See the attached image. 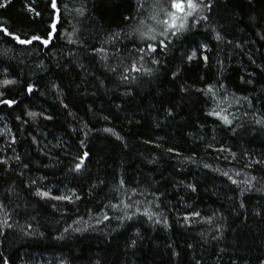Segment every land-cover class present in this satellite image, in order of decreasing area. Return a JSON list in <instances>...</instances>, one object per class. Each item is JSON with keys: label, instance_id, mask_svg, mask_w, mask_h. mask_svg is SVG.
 Masks as SVG:
<instances>
[{"label": "trees", "instance_id": "16d2710c", "mask_svg": "<svg viewBox=\"0 0 264 264\" xmlns=\"http://www.w3.org/2000/svg\"><path fill=\"white\" fill-rule=\"evenodd\" d=\"M152 2L139 9L138 0H58L61 17L47 47L0 33V79L17 80L4 98L18 101L0 105V159L7 160L0 164V254L9 264H264V163H253L264 161V125L255 123L264 118V0H211L202 13L208 21L156 55L157 73L122 81L141 46L125 37L154 11ZM81 5L83 15L75 11ZM28 6L41 15L33 19ZM52 19L50 0L0 8V25L22 38L46 36ZM204 44L207 63L185 60ZM101 46L107 61L92 51ZM28 84L35 85L30 95ZM208 85L215 95L197 91ZM29 111L42 115L32 119ZM84 151V168L71 171ZM224 172L240 181L257 177L255 188L241 194L247 186ZM37 187L74 202L40 199ZM146 209L156 213L152 220Z\"/></svg>", "mask_w": 264, "mask_h": 264}, {"label": "snow or ice", "instance_id": "6c2138e0", "mask_svg": "<svg viewBox=\"0 0 264 264\" xmlns=\"http://www.w3.org/2000/svg\"><path fill=\"white\" fill-rule=\"evenodd\" d=\"M11 3V0H5V2L0 3V8H6L8 4ZM50 6L53 10V19L52 23L49 25V28L46 30V36H41L37 34L27 35L25 38H22L21 34H17L14 31H9L8 27L4 25H0V33H3V35L11 37L12 40L20 45H33L34 42H38L39 44L47 47L53 37V33L56 31L57 24L60 21L61 17V8L58 5V0H50ZM65 8H67V5H64ZM137 7L139 9H144L146 7L145 0H138ZM151 7L154 9L153 12L149 13L146 19H141L138 21V26L133 28L131 33H129L125 38H131L134 40H138L141 43V46L139 48H134L133 52L135 54V59H130L128 67L126 69L121 70L120 79L122 81H130L134 79L135 77L132 74L137 75H147V76H153L155 73L159 71V65L161 64V61L159 59H156V55H164L167 53L169 49V45L173 42L174 38H179L184 33L190 31V29L200 24L202 21H208L209 17L207 15H202L205 11H210L212 8V2L211 0H153ZM27 11L29 13H34V17H39L41 15L40 12L36 11L31 6H28ZM75 11L79 15H83L85 12V8L83 5H81L79 8H76ZM138 15H141V13H138ZM127 20L136 19V17H125ZM148 21H151L152 23L149 24ZM214 31V29H213ZM120 37V33L114 34L110 40H106L104 42L105 45L112 43L113 41L118 40ZM215 39L217 41H220L223 39V36L220 32L215 33ZM72 42V41H70ZM228 43H231V41H228ZM114 46V45H113ZM93 53L98 54L103 61H107L109 59L108 55V49L105 46H101L99 48H93ZM207 51V45H198L196 49L191 50L189 53L185 54V60L187 62H192L194 60L200 59L207 63L209 57L204 54V52ZM115 55V54H113ZM148 63L149 67H144V64ZM83 67V65H81ZM111 71L115 72L116 68H111ZM5 73H7V69L4 70ZM180 75V69H177L173 72H171V76L173 78ZM243 79V77H241ZM251 81H249L250 83ZM17 84V80L9 79L5 77L4 79H0V105H5L7 107H12L13 105H16L18 103L15 99H5V91L10 89V86H13ZM54 89H59V86L54 84L52 85ZM221 88H223V85H220ZM35 90V85L28 84L25 88V91L27 94H32ZM183 91H187V89H183ZM197 91H203L205 95H215V86L208 85L206 89H197ZM247 99V98H245ZM239 103V101H237ZM63 107L67 109L68 105L64 104ZM223 110L216 111L211 110L208 115L218 117L225 125H232L233 119H229V116L226 114H222ZM27 115L31 117L32 119H36L38 116H41L42 113H36L29 111L27 112ZM69 115H72V113H69ZM169 115H171V111H169ZM105 120L108 119V117H103ZM16 119H20V117H16ZM45 119H52L51 116L45 117ZM256 124L264 125V118L256 119ZM103 131L112 133L116 136L117 139H123L120 137L118 133L115 132L112 128H105ZM85 136L88 135L87 132L84 133ZM35 139V138H33ZM12 143H15V136H12ZM81 145L84 144V141H80ZM168 152H173L174 150L169 148L167 150ZM220 151H223V149H220ZM89 153L87 151H84L82 154L77 155L75 158L74 167H72L70 170L73 172H80L84 166L85 161L89 158ZM233 156L235 154L233 153ZM15 159L17 161L20 160L19 155L15 156ZM253 163L255 164H262L264 161L262 160H256ZM0 164H7L6 159H0ZM24 168H27L28 165L24 164ZM204 167L208 168L211 167V165L205 164ZM247 167H252V163H249ZM23 175V173H21ZM223 175L229 176L228 172H224ZM239 175V173H237ZM229 179L233 184L240 185L244 184L247 187L241 189V194H243L244 191H251L253 188H255L254 181L257 180V177L251 176L248 179H245L243 181L232 179L231 176H229ZM124 181L121 180L120 184L123 185ZM36 181H32V185H35ZM188 187L192 188L193 191H195V187L193 185H188ZM135 191V190H133ZM36 197H39L40 199L44 200H56V201H67L69 203H73V196L72 195H53L52 190L49 188L45 190L42 187H37L36 191L33 193ZM76 199H79L77 196ZM243 206V205H241ZM2 202H0V209L4 208ZM52 207H55V205H52ZM112 207H117V205H112ZM126 208L131 207L130 204L125 205ZM144 215L148 217L149 220L153 219V216L156 215V213H149L146 209L144 212ZM191 215L193 217H200L199 212H192ZM132 219V216H126L122 217L121 219ZM111 218L108 215L103 216V220L107 221ZM186 222L189 221V217H184ZM102 221H97V223H101ZM156 222H160L157 220ZM207 222H212V217L207 218ZM5 224H7V220L4 221ZM165 224H167V221H164ZM9 228L12 227L11 224L7 225ZM29 228L32 227V225H28ZM87 227V225H86ZM84 229L77 227L75 231L80 232ZM67 231V229H65ZM136 241L132 240L130 243V247H135ZM191 247V245H189ZM0 260L3 261V264H9V261L6 257H3L2 254H0ZM61 264H64V261H61Z\"/></svg>", "mask_w": 264, "mask_h": 264}]
</instances>
